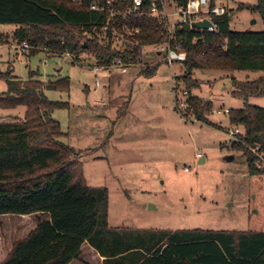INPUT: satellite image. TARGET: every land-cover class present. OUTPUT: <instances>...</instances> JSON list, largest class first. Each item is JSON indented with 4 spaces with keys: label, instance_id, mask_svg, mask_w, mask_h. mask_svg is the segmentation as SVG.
<instances>
[{
    "label": "trees",
    "instance_id": "obj_1",
    "mask_svg": "<svg viewBox=\"0 0 264 264\" xmlns=\"http://www.w3.org/2000/svg\"><path fill=\"white\" fill-rule=\"evenodd\" d=\"M148 1L143 0L141 16L132 13L126 20L118 17L108 22L106 7H90L105 0H0V24L15 26L14 42L46 47L57 54L68 51L75 55L72 63L79 64L84 52L93 58L86 64L91 69L109 66L115 58L130 59L145 62L141 74L148 76L159 61L147 64L138 45L118 51L109 43L112 27L122 26L138 28L139 43L163 41V27L150 16ZM243 9L260 14L262 30H233L234 10L226 7L224 15L214 18L216 32L185 27L175 32L186 54L180 63L186 110L198 122L210 124L207 116L212 106L191 94V88L200 83L191 78L194 71L223 76L234 70L264 71V0L239 3L235 10ZM103 27L106 30L101 31ZM35 53L29 51V55ZM28 72L22 80L9 70L0 71L7 85L0 93V107L25 108L23 119L0 121V215H39L34 227L0 255V264H69L79 259L84 243L104 257L103 264H264V231L109 227L107 188L85 183L80 151L64 141L66 133L52 117L55 109L67 104L44 94L46 89L68 90V77L42 82L35 78V70ZM236 86L244 98L264 93L262 78L237 81ZM177 102L175 96L176 108ZM227 113L230 124L242 128L238 138L250 173H261L248 149L257 146L264 153V108L246 104Z\"/></svg>",
    "mask_w": 264,
    "mask_h": 264
},
{
    "label": "rangeland",
    "instance_id": "obj_2",
    "mask_svg": "<svg viewBox=\"0 0 264 264\" xmlns=\"http://www.w3.org/2000/svg\"><path fill=\"white\" fill-rule=\"evenodd\" d=\"M220 2L234 10L233 30L263 29L258 12L235 10L239 3L256 0ZM12 28L0 24V71L9 70L24 80L30 69L35 70L42 82L68 77V90L46 89L44 94L67 104L55 109L52 117L66 133L64 141L80 151L85 183L107 188L109 227L264 231V153L250 151L261 167V173H250L238 138L242 128L231 125L227 113L246 104L264 108V93L244 98L236 86L237 81L264 79V71L234 70L224 76L194 71L191 78L200 83L191 94L212 106L210 124H205L193 118L186 104L175 106L174 90L177 101L184 100L180 63L169 66L148 52L147 64L159 61L152 75L141 74L140 66L124 73L116 68L93 72L86 67L93 62L89 55L79 64L56 54L47 56L41 49L18 55L11 46ZM171 73L176 74L174 84ZM6 90L0 78V93ZM24 112L23 106L0 107V121L21 120ZM235 129L236 139L231 135ZM38 215H0V255L34 227ZM88 248L83 246L75 264L94 263Z\"/></svg>",
    "mask_w": 264,
    "mask_h": 264
},
{
    "label": "built area",
    "instance_id": "obj_3",
    "mask_svg": "<svg viewBox=\"0 0 264 264\" xmlns=\"http://www.w3.org/2000/svg\"><path fill=\"white\" fill-rule=\"evenodd\" d=\"M143 4V0H105V3H92L91 9L93 10H102L106 7L108 12L107 21L112 22L116 18L120 20H126L128 14H135L137 17L141 16L140 7ZM148 12L150 16L155 18L157 22L163 27L164 30V39L161 43L145 45L139 43L137 40V34L139 32L138 28H128L122 26L121 29L112 27L111 36L109 38L110 48L122 51L126 45H138L140 56L143 59L146 53L151 52L155 57H160L159 61L167 63L171 66L173 63H182L186 54L181 50V44L176 40L175 32L176 30L182 28H188L194 31H217V24L214 20L215 17L222 16L226 12L225 4L221 3L219 0H186L184 3H179L178 0H149L148 1ZM207 20L211 23L207 28H200L195 26V23ZM114 26V25H113ZM97 29L94 28V31ZM106 30V27L100 29ZM101 37V36H100ZM2 41V38H0ZM12 49L17 52L18 55H24L25 52L30 50H35L36 47L27 43H11ZM41 50L47 55H59L64 58L69 59L71 62H74V54H71L68 51L61 52L60 54L54 53L48 50L46 47L41 48ZM51 52V53H49ZM82 56H88L86 52L82 53ZM145 62L134 63L130 59L124 62L121 58H115L109 66H101L93 68V71L96 72L98 69H108L116 68L120 72L124 73L129 67L132 66H145ZM172 82L176 74L171 73ZM97 84V82H96ZM174 84V82H173ZM175 85H173V89ZM186 91H183V97H185ZM176 96L174 90V97ZM181 107L185 106V100L177 102ZM239 131L235 129L234 133L231 132V135L235 133L237 135ZM232 137V136H231ZM236 139V138H235ZM254 154H258V147L252 146L249 148ZM199 155V154H198ZM264 164V161H263ZM257 165V168L261 167Z\"/></svg>",
    "mask_w": 264,
    "mask_h": 264
},
{
    "label": "crops",
    "instance_id": "obj_4",
    "mask_svg": "<svg viewBox=\"0 0 264 264\" xmlns=\"http://www.w3.org/2000/svg\"><path fill=\"white\" fill-rule=\"evenodd\" d=\"M220 1V0H219ZM14 28H15V26H14ZM14 28H12L11 30L13 31L14 30ZM15 53H17L16 51H15ZM18 56V55H17ZM94 72V71H93ZM16 76V75H15ZM21 79V78H20ZM23 80V79H22ZM7 215H10V216H13V215H11V214H5V216H7ZM20 216H24V215H17V216H13V217H20ZM87 246V247H89L88 249H90L89 250V255H90V259L92 260H94V263L93 264H103V260H104V257L103 256H101L94 248H92L89 244H87V243H84L83 244V246ZM83 246H82V249H83ZM81 253H82V251H81ZM81 255V254H80ZM79 259H80V257H79ZM78 259V260H79ZM78 260H73V261H71L69 264H75ZM87 264V263H86Z\"/></svg>",
    "mask_w": 264,
    "mask_h": 264
},
{
    "label": "water",
    "instance_id": "obj_5",
    "mask_svg": "<svg viewBox=\"0 0 264 264\" xmlns=\"http://www.w3.org/2000/svg\"><path fill=\"white\" fill-rule=\"evenodd\" d=\"M210 25L211 23L207 20L195 23V26L200 27V28H207ZM226 159H232V156H228Z\"/></svg>",
    "mask_w": 264,
    "mask_h": 264
}]
</instances>
